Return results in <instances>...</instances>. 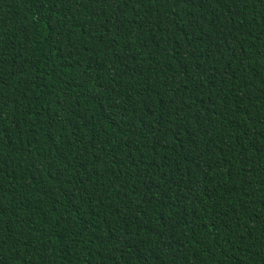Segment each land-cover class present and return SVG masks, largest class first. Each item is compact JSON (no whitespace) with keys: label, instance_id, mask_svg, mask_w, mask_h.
<instances>
[{"label":"trees","instance_id":"obj_1","mask_svg":"<svg viewBox=\"0 0 264 264\" xmlns=\"http://www.w3.org/2000/svg\"><path fill=\"white\" fill-rule=\"evenodd\" d=\"M0 264H264V0H0Z\"/></svg>","mask_w":264,"mask_h":264}]
</instances>
